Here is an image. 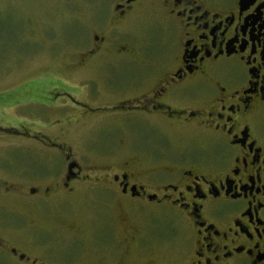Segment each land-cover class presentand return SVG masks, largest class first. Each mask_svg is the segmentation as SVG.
Segmentation results:
<instances>
[{
    "label": "flooded vegetation",
    "instance_id": "flooded-vegetation-1",
    "mask_svg": "<svg viewBox=\"0 0 264 264\" xmlns=\"http://www.w3.org/2000/svg\"><path fill=\"white\" fill-rule=\"evenodd\" d=\"M90 9L0 100V264H264V0Z\"/></svg>",
    "mask_w": 264,
    "mask_h": 264
},
{
    "label": "rangeland",
    "instance_id": "rangeland-1",
    "mask_svg": "<svg viewBox=\"0 0 264 264\" xmlns=\"http://www.w3.org/2000/svg\"><path fill=\"white\" fill-rule=\"evenodd\" d=\"M92 1L97 0H0V100L4 97L15 102L18 91H26L24 86L31 79L48 73H61L66 81L71 74L76 75V63L67 55L75 48L73 43L82 42L77 40L74 25L89 20ZM81 37L86 41L88 35ZM15 112L12 104L0 107L2 116L10 118ZM76 133L84 142L68 139L75 148L83 149L85 143L90 146L95 131ZM8 137L0 134V152L6 144L1 140L8 141ZM38 167L45 169L46 163L42 161ZM7 200L10 208L23 209L13 196Z\"/></svg>",
    "mask_w": 264,
    "mask_h": 264
}]
</instances>
